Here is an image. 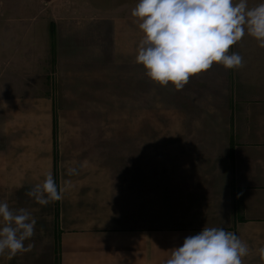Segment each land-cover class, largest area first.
Returning <instances> with one entry per match:
<instances>
[{
	"label": "crops",
	"instance_id": "0c3cea01",
	"mask_svg": "<svg viewBox=\"0 0 264 264\" xmlns=\"http://www.w3.org/2000/svg\"><path fill=\"white\" fill-rule=\"evenodd\" d=\"M130 19H115L114 48L136 62L143 33L121 31ZM237 43L232 53L243 57L242 67L221 64L222 74L186 84L188 94L173 86L171 122L180 144L142 149L130 169L139 174L129 173L127 162L123 185L111 164H102L93 132L56 122L50 92L0 100V202L37 221L24 242L29 250L0 255V264H165L204 227L246 243L242 264H264V48L250 50L251 37ZM69 168L78 174L68 175ZM49 173L62 199L42 206L26 192Z\"/></svg>",
	"mask_w": 264,
	"mask_h": 264
},
{
	"label": "rangeland",
	"instance_id": "374dc122",
	"mask_svg": "<svg viewBox=\"0 0 264 264\" xmlns=\"http://www.w3.org/2000/svg\"><path fill=\"white\" fill-rule=\"evenodd\" d=\"M138 2L0 0V100L36 88L50 92L56 122L94 133L102 164L116 170L118 185H123L127 162L128 172L139 174L130 169L141 161L142 149L179 145L182 139L173 135V85H159L146 75L143 65L121 59L123 50L115 52V19L132 18L121 31L131 27L139 33L131 16ZM261 3L264 0H247L249 8ZM255 42L248 44L250 50L263 49ZM219 64L211 66L217 71L192 75L188 83H204L211 80V73L222 74ZM178 93L188 94V89ZM186 105L188 109V101ZM118 202L123 205V194Z\"/></svg>",
	"mask_w": 264,
	"mask_h": 264
},
{
	"label": "clouds",
	"instance_id": "9594fccd",
	"mask_svg": "<svg viewBox=\"0 0 264 264\" xmlns=\"http://www.w3.org/2000/svg\"><path fill=\"white\" fill-rule=\"evenodd\" d=\"M131 16L143 33L136 63L143 65L152 81L161 86L171 83L177 91L190 76L209 70L214 62L227 69L242 67L243 57L228 51L245 33L264 48V3L249 8L247 0H139ZM67 174L78 172L69 168ZM62 191L49 173L26 195L47 206L61 200ZM36 223L28 210H13L7 201L0 202V255L10 259L28 251L24 242L35 234ZM248 252L247 244L234 232L204 227L173 248L165 264H242ZM259 255L264 261V247Z\"/></svg>",
	"mask_w": 264,
	"mask_h": 264
},
{
	"label": "trees",
	"instance_id": "16d2710c",
	"mask_svg": "<svg viewBox=\"0 0 264 264\" xmlns=\"http://www.w3.org/2000/svg\"><path fill=\"white\" fill-rule=\"evenodd\" d=\"M54 25H55V23H54V22H52V23H51V28H52L51 35H52V37H54V36H55V34H54V33L56 32V31L54 32V29H55Z\"/></svg>",
	"mask_w": 264,
	"mask_h": 264
}]
</instances>
